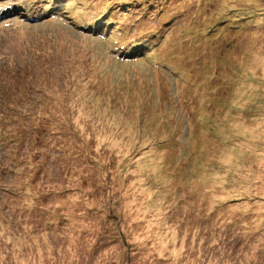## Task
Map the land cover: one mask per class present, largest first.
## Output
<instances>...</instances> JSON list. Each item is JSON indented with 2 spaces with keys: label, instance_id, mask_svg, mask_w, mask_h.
Masks as SVG:
<instances>
[{
  "label": "rangeland",
  "instance_id": "1",
  "mask_svg": "<svg viewBox=\"0 0 264 264\" xmlns=\"http://www.w3.org/2000/svg\"><path fill=\"white\" fill-rule=\"evenodd\" d=\"M0 264H264V0H0Z\"/></svg>",
  "mask_w": 264,
  "mask_h": 264
},
{
  "label": "trees",
  "instance_id": "2",
  "mask_svg": "<svg viewBox=\"0 0 264 264\" xmlns=\"http://www.w3.org/2000/svg\"><path fill=\"white\" fill-rule=\"evenodd\" d=\"M120 51H121V50H120ZM120 51H119V52H120ZM121 55H124V52H123V51H121Z\"/></svg>",
  "mask_w": 264,
  "mask_h": 264
}]
</instances>
